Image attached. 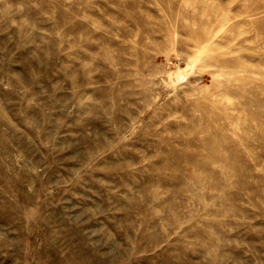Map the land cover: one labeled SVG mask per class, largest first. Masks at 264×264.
Listing matches in <instances>:
<instances>
[{"label":"rangeland","instance_id":"374dc122","mask_svg":"<svg viewBox=\"0 0 264 264\" xmlns=\"http://www.w3.org/2000/svg\"><path fill=\"white\" fill-rule=\"evenodd\" d=\"M0 264H264V0H0Z\"/></svg>","mask_w":264,"mask_h":264}]
</instances>
